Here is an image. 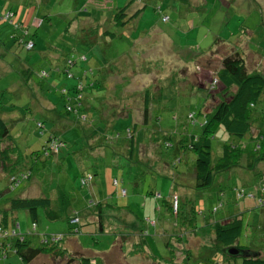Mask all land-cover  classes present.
I'll list each match as a JSON object with an SVG mask.
<instances>
[{
    "label": "rangeland",
    "instance_id": "1",
    "mask_svg": "<svg viewBox=\"0 0 264 264\" xmlns=\"http://www.w3.org/2000/svg\"><path fill=\"white\" fill-rule=\"evenodd\" d=\"M127 1L0 0V6L9 2L23 4L22 23L30 33L37 31L38 42L44 48L56 45L67 54L76 47L86 53L88 59L81 63L91 70L81 80L83 99L78 108L83 114L65 112L61 95L73 86H65V74L61 86L54 87L58 92L45 89L46 99L59 108L60 120L43 108L23 113V104L30 101L34 107L37 102L30 100L34 92L31 84H45L44 79L50 76V70H41L42 65L36 62L40 59L46 66L48 58L40 55L43 47L39 43L31 51L20 52L19 63L26 62L33 72L28 85L16 70L0 75V114L7 118L9 127V136L0 141V152L10 150L7 158L0 157V208L13 197L53 196L54 192L60 196L62 191L69 202L67 215L80 217L81 232L71 236L67 235L70 225L63 217L50 220L40 216L37 232L65 235L57 246L63 255L40 254L27 264H62L68 255L89 257L91 264H163L150 257L148 251L154 257L172 258L171 262L177 263H184L187 255V264H241L240 256L227 257L214 248L213 233L206 228L213 220L239 214L243 221L239 245H248L252 251L264 247V181L260 179L264 174L259 176V165H241L217 173L210 186L197 189L196 156L187 145L190 137L198 136L209 121L214 106L211 93L222 87L200 86L214 75L209 68H217L221 58L237 48L245 58L251 53L248 68H256L264 75L260 70L264 63L258 65L264 61V0H131L130 11L136 6L141 8L135 29L133 23L126 27L110 20L117 7ZM93 10L105 17L99 21V31L107 29L112 37L94 33L97 43H85L94 39L86 29L95 26V21L79 23L77 28L73 24L71 32L77 31L76 35L66 33L70 21L86 19ZM7 11V7L0 9V21L8 24L3 19ZM36 16H49L50 20L44 19L42 26L35 29ZM162 16H167V21L163 22ZM148 28L164 31L169 42L138 41L135 34ZM64 35L73 38V45ZM212 45L211 51L196 60L192 57L196 50L206 52ZM177 55L188 62H181ZM40 70L47 75L39 76ZM145 89H149L151 99L144 121ZM66 95L75 97L76 92L69 89ZM214 99L215 103L217 98ZM263 104H259L262 109ZM37 122H43L47 131L38 130ZM50 133L65 144L56 155L42 158L39 154ZM131 137L134 150L129 151ZM210 142L214 163L222 155L224 143L237 145L240 140L218 126ZM262 146L256 155L264 154V143ZM10 167L13 168L8 170ZM22 169L31 170L30 178L10 189L9 177ZM90 175L92 182L83 186L81 179ZM242 190L245 196L239 197ZM154 192L161 196L152 195ZM174 192L182 202L178 215L163 201L164 197L171 199ZM99 201L109 205L104 212L103 231L94 212ZM191 217L197 228L186 221ZM17 221L19 232H29L31 244L37 245L40 237L27 211L10 212L8 229ZM139 229L146 239V249L135 238ZM0 264L26 263L12 252L0 257Z\"/></svg>",
    "mask_w": 264,
    "mask_h": 264
},
{
    "label": "trees",
    "instance_id": "2",
    "mask_svg": "<svg viewBox=\"0 0 264 264\" xmlns=\"http://www.w3.org/2000/svg\"><path fill=\"white\" fill-rule=\"evenodd\" d=\"M132 6V1L128 0L123 6H118L117 10L113 12L111 15V22H115L117 24H122V26L128 27L131 23L134 24V29L136 25H138V16L141 12V8L134 7L130 11V7ZM12 13V11L10 10ZM12 18L13 17L12 14ZM167 16H162L161 20L167 21ZM42 20V19H40ZM77 21V20H75ZM95 21V20H94ZM35 22V19H34ZM71 22L65 27V31L68 34L77 33L70 31ZM11 27L10 36L14 39V44L17 46L25 47V43L29 40L33 41V46L31 49L34 48V39L33 36L36 35V32L30 33L29 28L25 27L24 24L20 21L21 26H14L12 23L8 22ZM136 23V24H135ZM95 26L87 27L86 34H93L95 33L97 36V32L100 29L99 21H95ZM40 25V24H39ZM38 25V26H39ZM36 26V27H38ZM37 29V28H35ZM105 30V29H103ZM147 30H150L149 28ZM145 31H140L143 33ZM161 33V32H159ZM164 33V31H163ZM103 34V35H102ZM101 36H109L112 37L113 34L109 32V30H105ZM93 40H87L85 43L93 44L97 43L95 37L93 36ZM229 41L227 39H224ZM169 42V41H167ZM223 42V41H222ZM224 43V42H223ZM225 44V43H224ZM213 45L205 52V51H198L193 54V58L197 59V56L202 55L203 53H207L208 51L212 50ZM29 50V49H26ZM71 54V53H70ZM69 54V55H70ZM69 55L67 57H69ZM178 58H182L181 55H177ZM251 60L252 58L249 57ZM73 61L71 58L69 59ZM185 60V59H184ZM248 55L245 58L242 50L240 49H232L229 53L224 55L217 68L208 69L214 75L211 77L209 82H203L202 87H211L215 88L218 84H221V88H219L216 92L211 93V98H213V104L209 116V121L204 126L202 132L198 136H191L189 139V143L187 148H190L195 154V161H194V181L195 187L198 188H205L210 186L215 178V175L221 171L230 170L235 167H247L253 168L255 165H259V176H262L261 173L264 174V154L256 155V153L261 149L262 144L264 143V104L263 109L260 108L259 104L261 101L264 103V75L261 72H258L255 69L248 68ZM185 62H188L185 60ZM67 64V63H66ZM259 68V67H257ZM260 70L264 71L263 68ZM87 73L91 70H85ZM85 74V73H84ZM42 76V75H40ZM43 77V76H42ZM165 78V77H164ZM73 90H76V86L73 87ZM144 94V121L147 119V106L150 101V97L148 95L149 89H145ZM76 92V91H75ZM210 92V90L208 91ZM64 97V107L66 113H72L66 109V94L61 95ZM66 96V97H65ZM75 97H73L74 99ZM217 101L214 103L215 99ZM81 99V98H79ZM75 101V100H74ZM77 106V105H76ZM79 107V106H77ZM77 113L83 114L82 109H77ZM82 111V112H81ZM210 111V110H209ZM206 111V112H209ZM207 114V113H206ZM85 119V118H84ZM38 123L43 124V122H37V129L40 131H45V127L38 126ZM44 125V124H43ZM218 126H222L224 130L234 137H237L240 142L239 144L235 145L234 143H224L223 145V152L222 155L213 163L212 162V152H211V137L215 132V129ZM255 127V128H254ZM43 129V130H42ZM132 129V128H131ZM130 129V135L132 134L133 130ZM253 129H255V133H253ZM9 136V127L7 123L0 117V141H4ZM54 137L53 133L49 134V139L47 140V144L43 145L42 150L40 151L39 156L50 157L52 155H56L60 149L58 146L57 152L51 150L48 146L51 141V138ZM57 142L64 143L61 139H56ZM133 137L130 138V145L129 151L133 149ZM15 151V148L12 147ZM8 148L3 149L0 152L1 158L8 157ZM16 152V151H15ZM35 158L38 157L37 153H32ZM17 158V157H16ZM261 164V165H260ZM260 166H262V170H260ZM13 167H10V170ZM21 174H27L26 178L22 180L28 179L31 176L30 169H22L16 172ZM13 176L15 174H12ZM9 177L10 182V189H13L15 186L11 177ZM93 177V176H92ZM91 175L88 178L81 179V183L83 186H87L92 182ZM262 181L264 178L260 177ZM124 189V193H125ZM242 196H245V191L242 190ZM156 194L155 192L152 193ZM58 196L55 192L53 196L47 194L38 197H24V196H17L10 198L6 203V206L0 208V257H7L8 253L14 252L17 254L20 259L27 263H30L34 258H36L40 254H54L58 255L61 251H58L57 246L64 241L65 235L63 233L60 234H49L45 233L44 231H36L38 227V219L40 216H45L50 220H55L57 218H64L68 221L70 227L68 228L67 235H73L81 232V225L80 217L74 215H67V209L69 208V202L65 200L64 194L62 191H59ZM161 196V193H159ZM2 196V192H0V198ZM240 196V197H242ZM174 199L176 200V204H173ZM170 211L175 215H178L180 212L181 207V199L180 196L176 193L171 195L170 199ZM102 204L100 201L97 202L96 208L94 212H96L98 221H99V228L100 230H104V212L108 209L109 205ZM20 210H25L31 216V226L33 230L36 231V235L40 237L37 245H32L31 240L27 235L29 232L22 233L19 232L21 229L20 223L12 222V226L8 229V218L10 212H16ZM213 210V209H212ZM218 210V208H216ZM240 213V212H238ZM67 215V216H66ZM188 217V216H187ZM227 219V220H226ZM224 219H217L210 222L206 229H211L213 233V246L214 248L223 251L226 253L225 256L227 257H241V264H264V247H260L259 249L252 251L248 245H239V238L243 232V221L242 217L239 214H232L228 215L227 218ZM76 220V221H74ZM186 221L190 225H194L193 228H197L198 226L194 222V217L186 219ZM140 233L136 235L138 237ZM142 238L139 240V246L146 249V239L145 243H143V235L141 234ZM168 244V243H167ZM228 247H238L242 249L243 255H229L227 252ZM9 250V251H7ZM63 255V253L61 252ZM5 255V256H3ZM148 255L152 258L157 260H162L163 264H187L188 256L184 257V263H177L171 262L172 258L164 260L162 258L154 257L153 254L148 251ZM91 264L89 257L82 256V257H75L68 255V258L62 264ZM45 264V263H41Z\"/></svg>",
    "mask_w": 264,
    "mask_h": 264
},
{
    "label": "crops",
    "instance_id": "3",
    "mask_svg": "<svg viewBox=\"0 0 264 264\" xmlns=\"http://www.w3.org/2000/svg\"><path fill=\"white\" fill-rule=\"evenodd\" d=\"M3 7H7L8 9H10L13 13V16L16 17L15 19L17 21H20V22L24 21V16H23L24 6L22 3H11L10 4V2H9V5L8 4H2L0 6V9ZM36 17L37 18L35 19V23L38 21L40 22L39 23L40 25L38 27H36L37 29L42 26V24L45 20H50L49 16H45L44 17L45 20L42 18H41L42 20L38 19V17H40V16H36ZM104 18L105 17L101 13H99V14L97 13V10H93L92 14H87L86 19H79L77 21L71 22V26L74 24L75 28H77V25L79 23H82V22H85V23L91 22L92 23V22H94V20L95 21H101V20L104 21ZM8 24L6 22L0 21V75L6 74L7 72H9L11 70H16V72L22 73V79L24 81V84L28 85L29 79H30L31 75L33 74V72L31 71L30 66L26 62L25 63H19L20 62V58H19L20 52H21V50H26V49L23 47L17 46L16 44L13 43L14 39L10 36L11 27L8 26ZM71 26L69 28L70 31H71ZM35 32H37V31H35ZM104 32H105V30L102 29V30L98 31L97 34L101 35ZM140 34H143V36L139 37ZM74 35H76V33H74ZM145 35H147L148 38H146ZM135 36H138V38H139L138 41H140L142 43H145V41H147V40H155V43H157L159 41V44L162 41H168V39H167L168 37L165 36V33L153 32L152 30H146L143 33L137 32L135 34ZM63 38L66 41H70V43L73 45V38L71 36L64 35ZM33 39H34V47L38 43H39L40 48L43 47L42 50H39L40 55H42V57L43 56L48 57V58H46V62H45L46 66H43L40 59H38L36 62L42 65L41 70L42 69L50 70L49 71L50 76H48L45 79L42 78V79H44L45 84L39 83V81L34 82V85L37 88L36 89L37 94L35 91V87L31 84L32 87L30 89L32 92L33 91L34 92L32 93V96H30L31 97L30 100L36 99L37 102H34V100L31 101V102L35 103V104H33L34 107H32L30 105V101L23 104L22 105L23 106L22 108L24 110L23 113L25 115L27 109H29L30 111H34L35 109L40 111V109L43 108L44 110L50 111L49 113L52 115V117H56L55 120H60V119H62V116L59 113V108L57 107V105L54 102H50L46 99L47 93H45L44 91H45V89L57 91L55 88H59L61 86V77H64V75H63L64 73L61 69L66 67V63H68L70 58L73 60L71 62V64H72L71 69L75 73V76L71 79H69V78L66 79L67 83L65 84V86H72V84H73L72 87L68 88V89H73L74 85L77 82V77L80 78L78 80L83 81V79H85L89 73L88 69H86L84 64L81 63V62H83V60H87L88 58H87L86 53L81 52V50H79L76 47L72 48L71 51L67 50L68 53L64 54L65 49H63V48L60 49L56 45H52V44L47 46L46 48H44V46H42V44L40 42H38L39 39L36 35L33 36ZM156 46H158V45H156ZM33 49H29V50L31 51ZM68 55H69V57H67ZM247 55H250L251 58L253 59L251 53H249ZM254 59H255V57H254ZM180 61L183 62L185 60L181 58ZM262 63H264L263 60L260 63H258V65H261ZM63 64H64V66H63ZM75 65H77L76 69H75ZM262 68L264 69V67H262ZM85 70H87L88 73ZM84 72H85V74H84ZM36 74H38V72ZM0 79H1V77H0ZM0 117L7 123L8 120L3 114H0ZM9 119H12V118L9 117ZM67 125H69V124H67ZM46 131L47 130L45 128V131H43V132H46ZM63 144H65V143H63ZM13 146H14V144H13ZM12 150H14V149H12ZM41 157L45 158V155L44 156L42 155ZM260 168H263V167L260 166ZM155 193H159V192H155ZM163 201L165 202L166 205H168V209H170L169 208V206H170L169 204L171 201L170 198L164 197ZM226 208L229 211L228 205ZM226 218H227V216L224 217V219H226ZM220 219H222V218H220ZM135 238H137V240L139 241L142 238V236L140 234L138 237H135ZM143 243H145L144 238H143Z\"/></svg>",
    "mask_w": 264,
    "mask_h": 264
},
{
    "label": "built area",
    "instance_id": "4",
    "mask_svg": "<svg viewBox=\"0 0 264 264\" xmlns=\"http://www.w3.org/2000/svg\"><path fill=\"white\" fill-rule=\"evenodd\" d=\"M12 14L13 13H11L10 11H7L5 13V15L3 16V19L8 21V22H10V23H12L14 26H21L20 23H18V21L16 19L12 18ZM39 23H40L39 21L36 22V26H38ZM32 46H33V41L32 40H29V41H27L25 43L26 49H31ZM71 62L72 61L69 60L68 63L66 64L65 69L63 70L64 74L66 75L67 78H72L74 76L73 72L71 71V67H72L71 66L72 65ZM41 75L46 76L47 74L44 71H42ZM82 87H83V84L81 82H78L77 85H76V90H75L76 91V96L74 98V100H75L74 104L68 103L67 106H66V109L68 111H76L77 106H80L81 102H80V99H79L80 98L79 91H81ZM65 92H66V90L64 89L62 93H65ZM67 98H68V100H71V97H67ZM38 126L42 127L43 125L41 123H38ZM129 135H130V130H129ZM59 145H62V143L61 142H57L55 137H52L48 147L51 150H53L54 152H57ZM27 174L28 173H26V174L17 173L14 176L12 175L11 179H12L13 183L15 185H17L23 178L27 177ZM114 182H115V184H117V180L116 179L114 180ZM123 192H124V190H123ZM155 195H159V193H156ZM238 196L239 197L242 196V193L239 192ZM173 204L174 205L176 204V200L175 199L173 201ZM74 221H76V220H74ZM1 232L2 231H0V233Z\"/></svg>",
    "mask_w": 264,
    "mask_h": 264
},
{
    "label": "clouds",
    "instance_id": "5",
    "mask_svg": "<svg viewBox=\"0 0 264 264\" xmlns=\"http://www.w3.org/2000/svg\"><path fill=\"white\" fill-rule=\"evenodd\" d=\"M64 69H65V67H64L63 69H61V70L63 71ZM71 71H72V69H71ZM41 72H42V71H41ZM72 72H73V71H72ZM63 73H64V71H63ZM40 75H41V73H40ZM73 75L75 76V73H74V72H73ZM42 76H43V75H42ZM74 76H73V77H74ZM43 77H45V76H43ZM73 77H72V78H73ZM69 79H71V78H69ZM78 79H80V78L77 77V82H76V84H75L74 86H76L78 82H81V83H82V81H80V80H78ZM82 84H83V83H82ZM65 90H66V92H65V93H62V94H66V93L68 92L69 89H68V90L65 89ZM79 93H80V98H81V99H80V102H82V99H83V98H82L81 92L79 91ZM68 97H71V96H68ZM66 101H67V102H66V106H67L68 103L74 104V99H73V97H71V100H68V98L66 97ZM77 109H79V108L77 107ZM77 109H76V111H70V112H76V113H77V111H78ZM42 125H43V124H42ZM43 126H44V125H43ZM43 126H42V128H43Z\"/></svg>",
    "mask_w": 264,
    "mask_h": 264
},
{
    "label": "water",
    "instance_id": "6",
    "mask_svg": "<svg viewBox=\"0 0 264 264\" xmlns=\"http://www.w3.org/2000/svg\"><path fill=\"white\" fill-rule=\"evenodd\" d=\"M227 252L229 255H243V251L236 247H228Z\"/></svg>",
    "mask_w": 264,
    "mask_h": 264
}]
</instances>
